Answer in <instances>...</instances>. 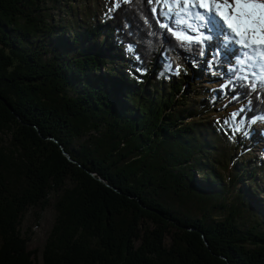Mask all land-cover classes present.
I'll use <instances>...</instances> for the list:
<instances>
[{
  "label": "trees",
  "instance_id": "trees-1",
  "mask_svg": "<svg viewBox=\"0 0 264 264\" xmlns=\"http://www.w3.org/2000/svg\"><path fill=\"white\" fill-rule=\"evenodd\" d=\"M75 1L0 0V264H264V160H234L257 140L205 119L226 99L264 116V90L192 102L189 73L227 56L186 52L148 0L102 21Z\"/></svg>",
  "mask_w": 264,
  "mask_h": 264
},
{
  "label": "snow or ice",
  "instance_id": "snow-or-ice-1",
  "mask_svg": "<svg viewBox=\"0 0 264 264\" xmlns=\"http://www.w3.org/2000/svg\"><path fill=\"white\" fill-rule=\"evenodd\" d=\"M153 3L154 16L169 21H158L161 28L177 40L186 52L193 47L204 56L215 49L214 56L236 54L231 76L222 89H233L237 81L240 87L251 93L264 90V0H148ZM216 41V43H213ZM131 50V49H130ZM172 71V65H168ZM181 67L175 68L179 75ZM264 94V93H262ZM251 107V101H248ZM245 107L233 111L222 123L232 133L241 132L245 127ZM250 119V118H249ZM256 119L264 120V116ZM255 123L256 120H251Z\"/></svg>",
  "mask_w": 264,
  "mask_h": 264
},
{
  "label": "rangeland",
  "instance_id": "rangeland-1",
  "mask_svg": "<svg viewBox=\"0 0 264 264\" xmlns=\"http://www.w3.org/2000/svg\"><path fill=\"white\" fill-rule=\"evenodd\" d=\"M128 1L129 0H76L75 3L80 6L82 15H85L83 11L86 8V10L89 11L87 12L88 16L102 21L108 15H111L120 4ZM162 19L164 23H167L163 17ZM210 54L213 56L214 52L212 51ZM238 54L239 53L237 52L236 55ZM206 55L208 56L206 59L203 58L204 61L202 62V65L194 67L189 73L191 87L189 86L190 91L188 94L192 102H199L207 97H211L214 92H218L220 96H223L225 89H222L221 85L227 83L229 79L225 75L229 72L228 69L230 64L227 66L225 65L222 72L207 74L204 69L206 65L205 62L207 60L212 61V57L209 56V53H206ZM196 75H200V78L197 80L194 79ZM227 101H229V99H226V101H223L221 104H217L215 111L206 115L205 119L216 121L217 124L222 125L226 128L227 132L229 131V133H231L230 129L223 125L222 121L227 118L231 112L240 109L242 104L227 107L225 106ZM254 120H256L255 123H252L251 121L245 123L244 129L240 132V137L244 138L249 132L250 135L254 136H251V138H254L257 141L254 145L250 140V142L247 143L249 146L248 151H245L238 158H234L235 162L248 160V163L249 161H253V163L257 164L259 161L264 160V120ZM5 136L9 137V135ZM197 177L202 179L201 175L197 174ZM245 182V185L248 186V181ZM259 197H262V194H260ZM50 202L51 203L45 209L31 208L25 216L23 230L30 238V248L42 247L50 229L52 228L56 215L54 195L51 196Z\"/></svg>",
  "mask_w": 264,
  "mask_h": 264
}]
</instances>
